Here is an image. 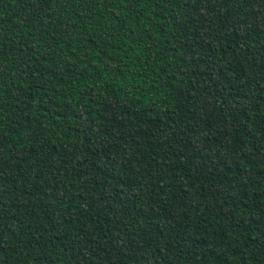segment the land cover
<instances>
[{
	"label": "trees",
	"instance_id": "16d2710c",
	"mask_svg": "<svg viewBox=\"0 0 264 264\" xmlns=\"http://www.w3.org/2000/svg\"><path fill=\"white\" fill-rule=\"evenodd\" d=\"M0 264H264V0H0Z\"/></svg>",
	"mask_w": 264,
	"mask_h": 264
}]
</instances>
